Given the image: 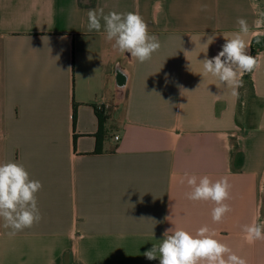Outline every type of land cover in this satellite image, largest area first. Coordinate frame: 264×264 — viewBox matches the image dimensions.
Wrapping results in <instances>:
<instances>
[{
	"label": "crops",
	"instance_id": "0c3cea01",
	"mask_svg": "<svg viewBox=\"0 0 264 264\" xmlns=\"http://www.w3.org/2000/svg\"><path fill=\"white\" fill-rule=\"evenodd\" d=\"M97 8L138 13L159 50L140 63L114 49L103 28L87 29ZM258 12L264 0H0V163L22 164L42 185L39 223L9 238L0 219V264H159L143 253L166 229L204 225L264 264V240L241 230L264 224ZM238 18L258 66L232 89L199 61L218 54ZM185 173L228 178L222 222L211 201L185 198Z\"/></svg>",
	"mask_w": 264,
	"mask_h": 264
},
{
	"label": "clouds",
	"instance_id": "9594fccd",
	"mask_svg": "<svg viewBox=\"0 0 264 264\" xmlns=\"http://www.w3.org/2000/svg\"><path fill=\"white\" fill-rule=\"evenodd\" d=\"M206 5L202 9H206ZM255 9L258 6L253 4ZM254 27H264V12L257 13ZM103 22V23H102ZM239 30L227 34L225 43L218 54L199 61L202 75L218 79L222 84L235 89L245 73H251L258 66L256 57L249 54L244 39L250 32L248 22L238 18ZM103 28L105 39L114 41L112 47L122 53H128L140 63L152 58L160 48L156 35L149 34L148 25L135 12H104L103 8L89 9L87 29L100 32ZM211 43L214 37H210ZM210 44V43H209ZM182 106V105H181ZM186 182L189 191L184 193L190 201H211L215 206L211 210L213 223H220L232 211L230 204L231 185L227 177L211 180L207 175L197 177L187 173L180 177L179 183ZM42 188L38 180L29 178V173L17 162L0 163V219L3 227L10 229L9 238L25 228L32 227L42 219L37 206L36 194ZM243 238L252 243L264 240V224L255 219L251 224L241 226ZM217 233L207 225L199 227L194 233L182 227L166 229L163 239L143 253L148 260L159 259V264H247L246 259L237 255L225 243L216 238Z\"/></svg>",
	"mask_w": 264,
	"mask_h": 264
},
{
	"label": "trees",
	"instance_id": "16d2710c",
	"mask_svg": "<svg viewBox=\"0 0 264 264\" xmlns=\"http://www.w3.org/2000/svg\"><path fill=\"white\" fill-rule=\"evenodd\" d=\"M74 112H75V108L73 107V114H72V116H73V118H74ZM103 117H101L100 115H98V122H99V125L101 124V121H103Z\"/></svg>",
	"mask_w": 264,
	"mask_h": 264
},
{
	"label": "built area",
	"instance_id": "2783aa9c",
	"mask_svg": "<svg viewBox=\"0 0 264 264\" xmlns=\"http://www.w3.org/2000/svg\"><path fill=\"white\" fill-rule=\"evenodd\" d=\"M104 106H105V107H108V104H107V103H104ZM113 136H114L115 139L118 138V135H117V134H115V135H113Z\"/></svg>",
	"mask_w": 264,
	"mask_h": 264
}]
</instances>
